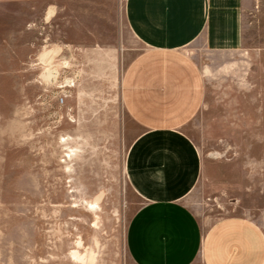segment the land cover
<instances>
[{
  "label": "rangeland",
  "instance_id": "rangeland-1",
  "mask_svg": "<svg viewBox=\"0 0 264 264\" xmlns=\"http://www.w3.org/2000/svg\"><path fill=\"white\" fill-rule=\"evenodd\" d=\"M244 1L241 52H192L209 83L223 67L238 89L208 90L184 130L203 164L185 204L207 224L264 223V0ZM125 4L0 0V264H134L126 163L141 129L122 81L142 48Z\"/></svg>",
  "mask_w": 264,
  "mask_h": 264
},
{
  "label": "crops",
  "instance_id": "crops-1",
  "mask_svg": "<svg viewBox=\"0 0 264 264\" xmlns=\"http://www.w3.org/2000/svg\"><path fill=\"white\" fill-rule=\"evenodd\" d=\"M244 7V0H126L127 27L142 48L122 81L124 108L141 129L126 163L142 200L126 238L134 264H264V223L234 216L207 224L185 204L203 164L184 130L208 90H238L223 86V67L209 83L192 52H241ZM248 85L239 89H254Z\"/></svg>",
  "mask_w": 264,
  "mask_h": 264
},
{
  "label": "bare ground",
  "instance_id": "bare-ground-1",
  "mask_svg": "<svg viewBox=\"0 0 264 264\" xmlns=\"http://www.w3.org/2000/svg\"><path fill=\"white\" fill-rule=\"evenodd\" d=\"M49 77H51L50 75L47 77V78H45L46 80H50V78Z\"/></svg>",
  "mask_w": 264,
  "mask_h": 264
}]
</instances>
